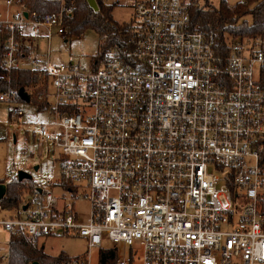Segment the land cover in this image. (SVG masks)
I'll list each match as a JSON object with an SVG mask.
<instances>
[{
  "label": "built area",
  "instance_id": "built-area-1",
  "mask_svg": "<svg viewBox=\"0 0 264 264\" xmlns=\"http://www.w3.org/2000/svg\"><path fill=\"white\" fill-rule=\"evenodd\" d=\"M2 1L0 76L37 81L23 87L29 101L13 87L0 101L50 112L38 133L60 162L56 183L25 189L19 212L0 218L9 244L86 241L59 264H264V36L227 38L225 52L193 21L206 0H126L130 18L87 69L50 57L54 36L68 41L73 5L41 15ZM24 115L14 106L5 126Z\"/></svg>",
  "mask_w": 264,
  "mask_h": 264
},
{
  "label": "rangeland",
  "instance_id": "rangeland-1",
  "mask_svg": "<svg viewBox=\"0 0 264 264\" xmlns=\"http://www.w3.org/2000/svg\"><path fill=\"white\" fill-rule=\"evenodd\" d=\"M106 1L113 2L114 0ZM226 1L228 6L233 7L241 0ZM220 2L221 0H206L205 4L209 5V8H219ZM132 8V3L126 0L116 3L112 11L114 21L117 24L127 21L130 18ZM246 18L252 20L251 16ZM67 39V42L65 38L59 36H54L51 39L50 57L52 62L61 64L73 60L87 69L90 68L91 61L99 52L101 44L99 34L94 29L88 28L80 35L70 34ZM39 47L38 55L44 58L47 55L48 41L41 40ZM14 106H19L24 110L25 115L21 121L22 123L11 124L6 127L4 123L9 118L10 109ZM50 118V112L39 109L33 100L16 104L0 101L1 181L12 180L17 176L19 170H24L32 175L31 179L35 184L46 185L49 182H57L60 175L59 150L52 142L40 138L38 133V124L49 122ZM33 132L36 133V137ZM14 134L16 135V142H14ZM54 191L60 192L58 188H54ZM80 206L83 210L87 207L85 203ZM0 218H3V216H0ZM8 243L9 234L0 227V264H8V261L2 258L9 251ZM39 245L40 247L44 246V252L52 256L64 254L71 257L81 255L87 249L86 241L78 237H47L42 239ZM118 248L122 250L119 251L122 256L128 255L130 249L128 245L120 243ZM133 248L137 250L138 255L141 254L139 242H135Z\"/></svg>",
  "mask_w": 264,
  "mask_h": 264
},
{
  "label": "trees",
  "instance_id": "trees-1",
  "mask_svg": "<svg viewBox=\"0 0 264 264\" xmlns=\"http://www.w3.org/2000/svg\"><path fill=\"white\" fill-rule=\"evenodd\" d=\"M30 11L43 15L59 9V0H22ZM100 12L94 10L88 0H66L68 5H73L75 13L67 19L69 34L80 35L86 29H94L103 40L100 48L106 50L117 40L120 25L112 16L115 4H105L98 0ZM208 6V7H207ZM251 16V21L248 20ZM192 18L196 26L205 29L218 41V46L227 52L226 39H244L255 36H264V0H241L233 7L228 6L226 0H221L219 8H209V5L194 6ZM242 19V20H241ZM10 79L0 76V92L13 87L20 89L27 86L37 78L28 71L15 70L10 74ZM264 85V71L262 72ZM7 184V191L0 202L4 210L19 212L24 190L33 188L36 184L32 179L19 180L18 175L12 180H3ZM30 184V185H28ZM264 211V203L262 206ZM10 264H59L67 256L61 254L52 256L41 248L34 246L25 236L12 235L10 242ZM103 264H107L105 260ZM110 264V263H109Z\"/></svg>",
  "mask_w": 264,
  "mask_h": 264
},
{
  "label": "water",
  "instance_id": "water-1",
  "mask_svg": "<svg viewBox=\"0 0 264 264\" xmlns=\"http://www.w3.org/2000/svg\"><path fill=\"white\" fill-rule=\"evenodd\" d=\"M19 93L23 100L29 101V96L23 87L20 88ZM14 142H16V136H14ZM36 168H38V166H36ZM17 175H18L19 180L32 178V175L24 170H19ZM6 191H7V184L0 182V202L5 196ZM24 209H26V206H24ZM33 264H38V262H34Z\"/></svg>",
  "mask_w": 264,
  "mask_h": 264
},
{
  "label": "crops",
  "instance_id": "crops-1",
  "mask_svg": "<svg viewBox=\"0 0 264 264\" xmlns=\"http://www.w3.org/2000/svg\"><path fill=\"white\" fill-rule=\"evenodd\" d=\"M89 1V3H90V5L92 6V3H93V1L92 0H88ZM93 7V6H92ZM3 8H4V3H3V1L2 0H0V9L1 10H3ZM14 136H16V135H14ZM16 212V211H14V210H4V209H2V210H0V216H3V218H9L10 216H12V215H14V213ZM1 227V226H0ZM9 239H10V236H9ZM8 245H9V251L7 252V253H9L10 254V244L8 243ZM42 247V249L44 250V246H41ZM40 247V248H41ZM6 253V254H7ZM10 256H11V254H10ZM3 257V256H2ZM10 262V261H9ZM39 264V263H38Z\"/></svg>",
  "mask_w": 264,
  "mask_h": 264
}]
</instances>
